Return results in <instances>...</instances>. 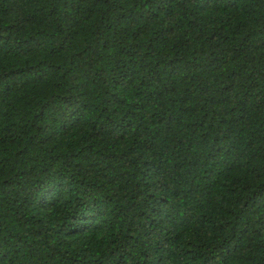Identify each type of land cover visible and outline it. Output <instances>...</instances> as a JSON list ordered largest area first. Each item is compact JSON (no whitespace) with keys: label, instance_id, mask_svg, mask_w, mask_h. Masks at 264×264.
<instances>
[{"label":"trees","instance_id":"16d2710c","mask_svg":"<svg viewBox=\"0 0 264 264\" xmlns=\"http://www.w3.org/2000/svg\"><path fill=\"white\" fill-rule=\"evenodd\" d=\"M0 264H264V0H0Z\"/></svg>","mask_w":264,"mask_h":264}]
</instances>
